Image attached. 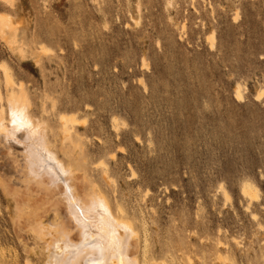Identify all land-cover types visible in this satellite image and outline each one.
Wrapping results in <instances>:
<instances>
[{
    "label": "rangeland",
    "instance_id": "obj_1",
    "mask_svg": "<svg viewBox=\"0 0 264 264\" xmlns=\"http://www.w3.org/2000/svg\"><path fill=\"white\" fill-rule=\"evenodd\" d=\"M2 16L0 264H48L59 233L80 246L27 167L51 152L130 223L116 260L264 264V0H0ZM12 95L31 132L8 131ZM95 249L58 263L109 264Z\"/></svg>",
    "mask_w": 264,
    "mask_h": 264
},
{
    "label": "bare ground",
    "instance_id": "obj_2",
    "mask_svg": "<svg viewBox=\"0 0 264 264\" xmlns=\"http://www.w3.org/2000/svg\"><path fill=\"white\" fill-rule=\"evenodd\" d=\"M0 18L3 19V18H5V16L4 17L2 16ZM5 20H6V18H5ZM4 70H5L4 73H6V69H4ZM7 74H8V72H7ZM7 74H5V75H7ZM7 80H11V77L9 75H7ZM7 80H6V83H8ZM9 98H10L9 102H8L9 103V109H8L9 110L8 111L9 112V120H8L7 124L10 125V129L8 131H10V130L13 131V130H15V128L23 127L27 133L31 132L32 128H33L31 125L32 120L30 121V116L27 114L25 103L23 101H21L19 99V97H16L13 95H12V97H9ZM0 109H2V107ZM60 117H62V120H65L66 117H71V116H68L66 114H62V116H60ZM1 120H3V117ZM71 121L69 120L68 122H71ZM0 122L2 123V121H0ZM11 134H12V132H11ZM32 135H33V132H32ZM38 151H39V149H38ZM47 153H50V152H47ZM33 154H34V156H35V154L39 155L40 152L39 153H33ZM30 155L31 154H29L28 157ZM40 156H42V155H40ZM36 158L37 159H35V157L30 159V157H29L30 160H28L29 164L27 167L33 169V171H35L38 174L41 173L42 175L46 176L47 177L46 179H48V181H49L48 184L53 183L54 185H56L55 187H53L51 190H49L46 193L49 194L48 195L49 198H54L55 200H57V195H59L60 198H62L64 200L63 202H64V205L66 206V209H67L66 211H68L70 213V215H71L70 218H73V220L75 221V227H76V229H78L77 234L79 235V239H80V241L79 240L78 241H79V244L81 246V247L78 246L79 244L76 243V245L78 247H80L78 250V247H76V246L74 247V244L70 243V238H66L64 234L59 233L55 237V239H53V242H51V244L49 246L50 247L49 248V254H48V257L46 259L47 263L48 264L49 263L57 264L58 261L62 263L61 258L63 259L64 254H66V253H69L71 256V254L74 255L73 252L76 253L77 251H80L82 249L85 250L87 247L88 248L89 247H95L96 248L95 250L97 251V253L101 257L104 256L107 258V256H109V259H110V261L108 262L109 264H129L128 261L126 263L122 259H120L121 257L117 258V260H116V257H119L120 255L121 256L127 255V252L129 253V249H130V248H128L129 245L133 244L135 246V244H136L134 241L135 240V233L133 232V228L131 227L130 223L125 219H121V218L115 216L113 214L110 206H109L108 201L102 195L96 193L94 190L91 191V189H89V190L86 189V190H88L85 193L86 197H83V196L81 197L78 192H75L72 188L73 184L71 185V182H69V180L66 176L68 171L66 170L67 172H65L66 174H64L63 170H65V169H63V165H62L61 161L57 158V156H55L54 152L53 153L51 152L50 155L48 157L46 156V158H44V159H41L42 157L39 158V156H36ZM33 171H31L30 173H32ZM27 173H29V172H27ZM69 175H71V174H69ZM79 175H77V176L79 177ZM81 182H82V180H81ZM53 184H51V185L53 186ZM249 189H250V187H249ZM243 190L249 192L246 187H244ZM24 199L21 201H24ZM43 201L45 202V200H43ZM32 202H33V200H32ZM57 202H59V201L57 200ZM65 206H63V208ZM48 207H50V206H48ZM60 208H61V206H60ZM60 208L57 210H60ZM51 210H53V209H51ZM56 212L58 213V211H56ZM38 213H40V212H38ZM59 221H58V223H60ZM49 234H47V235H49ZM67 237H69V236H67ZM76 242H77V240H76ZM84 247H86V248H84ZM84 250H83V252H84ZM90 250H92V249H90ZM93 250H94V248H93ZM87 252L88 251L86 250V253ZM81 253H82V251H81ZM93 254H94V252H93ZM66 255L68 256V254H66ZM90 255H91V253H90ZM86 256L87 255H85V257ZM85 257H83V258H85ZM90 257L92 258V256H90ZM104 257H103V259H104ZM93 259H95V258L93 257ZM84 260L85 259H83L82 261H84ZM89 260H91V259H89ZM86 261H88V260L87 259L85 260V262H84L85 264L90 262V261H88V262H86ZM92 261L94 262L95 260H92ZM45 263H46V261H45ZM58 264H60V263H58ZM102 264H104V263L102 262ZM135 264H136V262H135Z\"/></svg>",
    "mask_w": 264,
    "mask_h": 264
}]
</instances>
